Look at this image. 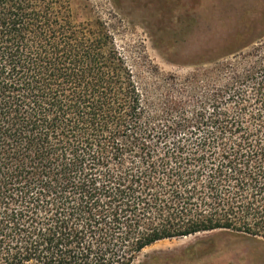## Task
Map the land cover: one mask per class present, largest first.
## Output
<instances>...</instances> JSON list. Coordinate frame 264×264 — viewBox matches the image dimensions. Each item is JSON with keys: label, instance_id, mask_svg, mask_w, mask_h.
I'll return each mask as SVG.
<instances>
[{"label": "trees", "instance_id": "1", "mask_svg": "<svg viewBox=\"0 0 264 264\" xmlns=\"http://www.w3.org/2000/svg\"><path fill=\"white\" fill-rule=\"evenodd\" d=\"M91 4L80 19L74 0H0V264H134L216 230L264 241V33L181 78Z\"/></svg>", "mask_w": 264, "mask_h": 264}, {"label": "rangeland", "instance_id": "2", "mask_svg": "<svg viewBox=\"0 0 264 264\" xmlns=\"http://www.w3.org/2000/svg\"><path fill=\"white\" fill-rule=\"evenodd\" d=\"M91 3L104 16L118 17L123 45L142 50L162 74L181 78L202 77L231 59V49L264 33V0H74L77 17H93ZM238 28L249 35L220 49ZM134 264H264V241L226 230L202 232L158 241Z\"/></svg>", "mask_w": 264, "mask_h": 264}]
</instances>
